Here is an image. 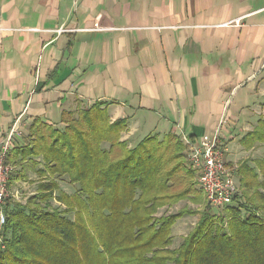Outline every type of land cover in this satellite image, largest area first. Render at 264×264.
I'll list each match as a JSON object with an SVG mask.
<instances>
[{
	"label": "crops",
	"instance_id": "0c3cea01",
	"mask_svg": "<svg viewBox=\"0 0 264 264\" xmlns=\"http://www.w3.org/2000/svg\"><path fill=\"white\" fill-rule=\"evenodd\" d=\"M94 103L125 119L129 146L194 140L225 119L235 177L264 158V142L238 136H264V0H0V140L18 121L21 145L34 119L61 128L63 112ZM40 168L16 166L7 200L37 192Z\"/></svg>",
	"mask_w": 264,
	"mask_h": 264
},
{
	"label": "trees",
	"instance_id": "16d2710c",
	"mask_svg": "<svg viewBox=\"0 0 264 264\" xmlns=\"http://www.w3.org/2000/svg\"><path fill=\"white\" fill-rule=\"evenodd\" d=\"M61 120L58 128L34 119L26 141L9 150L8 184L28 164H41L46 181L25 202L6 201L0 264H264V158L239 164L241 189L217 209L175 134L129 146L125 119L112 121L100 103ZM257 133L247 146L264 141ZM66 180L70 193L60 188ZM186 199L204 205L199 228L172 248V220L191 211H167Z\"/></svg>",
	"mask_w": 264,
	"mask_h": 264
},
{
	"label": "built area",
	"instance_id": "2783aa9c",
	"mask_svg": "<svg viewBox=\"0 0 264 264\" xmlns=\"http://www.w3.org/2000/svg\"><path fill=\"white\" fill-rule=\"evenodd\" d=\"M225 119L219 121L213 134L194 138L183 136L187 159L197 171V184L201 188L206 202L210 206L222 209L231 203L238 192L234 172L225 162V147L220 141V127ZM16 121L0 140V226L5 222L3 209L8 198L12 196L9 177L14 167L7 162V155L13 146V140L21 135ZM14 196V195H13Z\"/></svg>",
	"mask_w": 264,
	"mask_h": 264
},
{
	"label": "rangeland",
	"instance_id": "374dc122",
	"mask_svg": "<svg viewBox=\"0 0 264 264\" xmlns=\"http://www.w3.org/2000/svg\"><path fill=\"white\" fill-rule=\"evenodd\" d=\"M255 116V117H254ZM259 118V116H256L255 114L252 116V119H255L257 120ZM251 117H248V118H242L241 119V122H244L245 120H250ZM239 135L238 136H243L245 138L248 137L247 135V132H243V131H240V133H238ZM139 137H143L142 135H139L136 137V142L138 141ZM239 142V138H234V140L230 141L229 142V147L231 149H234V147L237 146L238 142ZM136 142H134L136 144ZM264 142V141H263ZM262 142V143H263ZM134 144V145H135ZM264 147V146H263ZM234 158H236L234 155L232 156ZM246 158L248 157H245V158H238V160L236 162H240L242 160H245ZM247 161V160H246ZM193 173L195 174V180L197 181V171L193 169ZM236 177V178H235ZM234 177L235 181H236V185L238 187V175L236 173V176ZM41 180H39V183H40ZM198 186V185H197ZM60 188L67 192V193H70L72 191V188L71 186L69 185V183L66 181L64 182H61L60 183ZM14 189V188H13ZM238 189L240 190L241 187H238ZM12 191V190H11ZM26 194V195H25ZM31 196V195H27V192L26 191H23V197L25 198H22L20 200V202H25L26 199ZM202 196V195H201ZM199 197V195H198ZM187 202L185 201H181V202H178L177 205L173 206V207H170L168 208V213H175L177 212L178 210H181L183 205L187 204L188 206V210L190 209L191 212H186L184 214H182L180 217H177V219L175 218L174 220H172V223H171V227H170V233L173 237V241H172V244H171V247L172 248H177V246L182 242L183 238L189 236L191 233H193V231H196L197 228H199V222H200V215L198 214L199 211H202L203 208H204V205L203 204H194V203H191L190 201H188L186 199ZM12 202H15L14 199ZM17 202V201H16ZM19 202V201H18ZM52 204V207H55L57 205H60L62 207H64L60 201H57L55 199L52 200L51 202ZM165 210V209H163ZM264 220V219H263ZM216 221H219L218 219H216ZM221 222V221H220ZM225 226V225H223ZM1 229H2V226H0V232H1Z\"/></svg>",
	"mask_w": 264,
	"mask_h": 264
}]
</instances>
